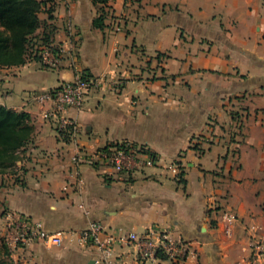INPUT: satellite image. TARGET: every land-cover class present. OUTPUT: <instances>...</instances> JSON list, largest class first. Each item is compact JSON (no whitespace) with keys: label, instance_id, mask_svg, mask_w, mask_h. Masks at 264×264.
Masks as SVG:
<instances>
[{"label":"crops","instance_id":"0c3cea01","mask_svg":"<svg viewBox=\"0 0 264 264\" xmlns=\"http://www.w3.org/2000/svg\"><path fill=\"white\" fill-rule=\"evenodd\" d=\"M98 10L58 0L49 21L54 44L73 47L49 91L77 73L96 81L83 107L65 113L76 131L61 136L42 120L39 61L0 69L14 79L26 70L29 100L13 109L34 125L18 153L28 155L17 161L20 178L0 189L3 231L11 212L74 232L65 247L28 243L14 264H106L78 242L94 222L116 235L159 226L186 242V262L159 255L146 264H246L247 228L264 230V0H110L103 29ZM127 141L152 150L156 165L108 175L97 154ZM227 210L239 218L230 233ZM114 259L142 264L134 245H116Z\"/></svg>","mask_w":264,"mask_h":264},{"label":"built area","instance_id":"2783aa9c","mask_svg":"<svg viewBox=\"0 0 264 264\" xmlns=\"http://www.w3.org/2000/svg\"><path fill=\"white\" fill-rule=\"evenodd\" d=\"M67 53L73 55V47L66 49L62 45L49 44L41 48L39 62L44 68H57ZM95 86L96 81L92 77L77 73L73 81L64 83L56 90L39 94L36 100L41 105L42 118L47 122H55L61 136L76 131V124L65 113L70 108L81 109ZM97 157L106 167L108 175L134 174L155 166L158 161L157 156L147 146L130 141L108 144ZM73 160L77 162L79 157ZM221 218L228 233L239 222L238 215L231 210L224 211ZM247 231L249 257L246 264H264V230L258 224H252ZM3 234L13 255L33 241L42 242L49 247H65L67 234L74 235V232H50L41 221L7 212ZM78 242L97 247L106 264H116V245H134L138 261L142 264L156 261L159 255L178 263L186 262L189 257L186 242L159 226L150 227L142 233L121 232L116 235L109 233L102 223L94 222L78 232Z\"/></svg>","mask_w":264,"mask_h":264},{"label":"trees","instance_id":"16d2710c","mask_svg":"<svg viewBox=\"0 0 264 264\" xmlns=\"http://www.w3.org/2000/svg\"><path fill=\"white\" fill-rule=\"evenodd\" d=\"M57 1L0 0V69L23 66L30 55L39 61L41 48L54 44L56 27L49 21L54 19ZM92 1L99 7L94 27L103 29L106 20L105 6L110 0ZM42 11H47L46 20L40 17ZM40 29L43 32L38 34ZM35 41L40 45L34 46ZM33 133L34 125L28 113L0 104V170L17 165V154L31 143ZM4 247L5 252L9 253V249Z\"/></svg>","mask_w":264,"mask_h":264},{"label":"rangeland","instance_id":"374dc122","mask_svg":"<svg viewBox=\"0 0 264 264\" xmlns=\"http://www.w3.org/2000/svg\"><path fill=\"white\" fill-rule=\"evenodd\" d=\"M46 14L47 11H42L40 14L41 18L46 16ZM34 44V46L40 45L38 41H35ZM52 70H55V68H47V71L38 70L40 74H43V83H45V85L48 87L44 92L49 91V89L56 83L57 74ZM1 74L4 75V73H2V71L0 70V75ZM16 74L18 75V78L16 77V79H14V76L0 78V104L9 108L11 107L10 109H13L14 107H22L25 103L27 104L29 100L28 89H30V85L21 78L22 76L26 75V70L16 72ZM10 79L12 81L11 84L8 82V80ZM42 120L44 119L42 118ZM25 158H28V155H24L23 157H21L20 154H17L18 161ZM20 173L21 169L19 165L7 167L3 170H0V189L5 184L12 183L14 180L19 179ZM3 233V224L0 223V262L14 264L15 261H13L11 257V252H5L6 249L4 246L7 247V245L5 243V237Z\"/></svg>","mask_w":264,"mask_h":264}]
</instances>
